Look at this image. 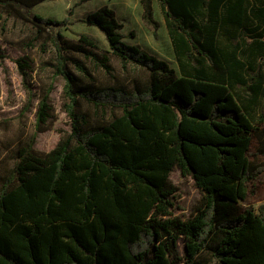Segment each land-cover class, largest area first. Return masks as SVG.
<instances>
[{
  "label": "trees",
  "instance_id": "16d2710c",
  "mask_svg": "<svg viewBox=\"0 0 264 264\" xmlns=\"http://www.w3.org/2000/svg\"><path fill=\"white\" fill-rule=\"evenodd\" d=\"M43 1L0 8L52 44L70 132L38 152L35 131L2 178L0 264H264V203L244 205L264 173V0H157L181 75L126 43L114 9L88 13L124 67L146 73L130 86L93 39L64 37L67 17L34 13ZM139 1L157 29L155 0ZM50 112L46 92L38 130ZM175 167L202 193L187 218L173 213Z\"/></svg>",
  "mask_w": 264,
  "mask_h": 264
},
{
  "label": "rangeland",
  "instance_id": "374dc122",
  "mask_svg": "<svg viewBox=\"0 0 264 264\" xmlns=\"http://www.w3.org/2000/svg\"><path fill=\"white\" fill-rule=\"evenodd\" d=\"M104 5L114 9L123 24L121 32L125 35L126 43L139 45L149 53L166 60L180 75L163 8L157 0L153 6L154 18L158 22V28L155 30L143 20L139 0H44L33 8V12L54 19L67 17L68 25L59 31L74 42L82 33L93 39L98 45V49L94 50L108 57L118 82L130 86L134 77L143 81L146 78L144 71L132 68L129 64L125 68L124 63L110 52L104 33L96 26L82 21L88 13ZM196 17L200 18L197 14ZM131 32L133 36L129 35ZM76 56L82 58L80 55ZM19 59L28 63V67L22 70L24 74L18 68ZM55 64L52 44L45 39H35L30 23L0 8V185L2 178L14 165L18 148L27 142L35 131L37 134L34 149L38 152L52 149L61 137L70 132V120L63 110L65 81L55 72ZM88 65L92 75L101 85L117 84L92 63L88 62ZM46 92L49 94L51 112L38 130L37 106ZM82 105L84 110L92 111L85 103ZM255 109L256 111L248 110L251 113L257 112V107ZM169 180L176 187L173 213L182 218L189 217L194 206L199 203L202 193L195 187L192 178L183 177L176 167L170 172ZM260 203H264V173L256 183L255 194L249 196L244 205L257 207ZM180 249L182 250L181 243ZM213 263L220 264L216 260H213Z\"/></svg>",
  "mask_w": 264,
  "mask_h": 264
},
{
  "label": "crops",
  "instance_id": "0c3cea01",
  "mask_svg": "<svg viewBox=\"0 0 264 264\" xmlns=\"http://www.w3.org/2000/svg\"><path fill=\"white\" fill-rule=\"evenodd\" d=\"M154 2H155V1H153V6H154ZM116 16H117V15H116ZM117 18H118V17H117ZM179 69H180V67H179ZM180 72H181V71H180ZM180 75H181V73H180Z\"/></svg>",
  "mask_w": 264,
  "mask_h": 264
}]
</instances>
